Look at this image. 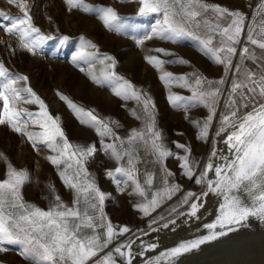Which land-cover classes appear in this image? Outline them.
Returning a JSON list of instances; mask_svg holds the SVG:
<instances>
[{
    "label": "snow or ice",
    "instance_id": "1",
    "mask_svg": "<svg viewBox=\"0 0 264 264\" xmlns=\"http://www.w3.org/2000/svg\"><path fill=\"white\" fill-rule=\"evenodd\" d=\"M7 2L21 12L17 16L0 11V30L18 40L15 46L6 41L0 43L13 54L19 48L35 55L47 40L56 39L45 36L35 25L32 5L27 0ZM64 3L69 11L96 13L109 31L121 33L126 27L112 7H94L84 0H64ZM138 4L140 16L156 14L160 19L152 35L145 34L143 39L136 40L137 44L142 45L153 35L165 40L193 36L202 45L204 54L216 65L223 66V76L211 80L196 71L191 75H174L164 70L168 61L156 55L145 57L147 63L161 72L159 79L166 86L176 85L190 92L188 96L170 94L168 99L174 108L185 113L194 105L207 109L203 120L185 116L196 129V138L211 143L214 121L218 119L214 134L218 142L225 145L221 149L212 144L202 164L192 158L186 145H175L184 152L176 155L183 175L201 186L199 194L186 191L180 201L181 206H188L187 215L197 217L204 199L210 194L219 199L215 221L204 225L207 235L179 242L145 261V264H175L176 258L234 231L231 226L249 217L264 221V7H260L264 0H257L253 5L257 11L251 16L206 0H138ZM67 40L68 37L63 36L60 44ZM80 40L84 49L73 57V62L89 65L87 74L93 83L107 84L117 97L135 100L140 112L134 110L132 115L141 120L143 127L133 129L125 140L113 130L115 122L105 121L93 110H85L68 97L57 95L77 114L82 124L93 127L102 138L111 139L108 144L102 139L101 144L119 166L108 170L107 176L120 191L124 190L121 184L130 187V194L141 198L135 210L152 216L176 193L183 191L171 182L173 173L164 166V161L174 153L166 147L162 133L156 129L154 104L146 93L137 90L115 71L116 61L112 56H101L97 45L84 37ZM155 51L171 55L163 48ZM96 61L102 66L99 74L95 69ZM249 62L253 65L251 68ZM177 63L189 62L179 59ZM80 70L85 71L83 67ZM27 80L26 76L11 73L0 61V125H7L25 137L33 149L38 150L42 145L54 153L47 159L57 169L65 186L73 191L74 198L66 203L49 185L47 208L25 201L21 189L29 181V173L14 167L0 153L6 164L5 178L0 179V251H6L7 245L20 246L29 264H133L137 256L144 257L145 252L155 251L157 245L154 243H141L140 250L134 251L133 246L146 233L136 235L127 225H114L106 217L103 206L107 194L101 191L87 169L96 146L71 143L60 126L59 117L50 114L44 101L31 87L25 86ZM225 85H229L226 95ZM22 104H35L39 111H28L20 107ZM219 108H223V114L218 116ZM30 125L39 131H29ZM152 165L159 166V170L153 172ZM161 171L162 176L159 175ZM171 212L177 209L172 208ZM156 223L159 220L153 217L149 227ZM169 223L175 224V220L164 223L163 227L167 228Z\"/></svg>",
    "mask_w": 264,
    "mask_h": 264
},
{
    "label": "rangeland",
    "instance_id": "2",
    "mask_svg": "<svg viewBox=\"0 0 264 264\" xmlns=\"http://www.w3.org/2000/svg\"><path fill=\"white\" fill-rule=\"evenodd\" d=\"M27 2L32 5L31 15L42 34L56 39L47 40L35 55L19 48L13 54L5 44L0 43V61L5 63L11 73L28 77L25 86L31 87L44 101L50 114L59 117L60 126L71 143L96 146L95 154L87 162V169L101 191L107 194L103 206L104 214L114 225H127L136 235H140L141 232L146 233L140 238L144 241L133 246L134 251L140 250L141 243L157 245L155 251L145 252L144 257L137 256L133 264H145L147 259L155 258L181 241L207 235L208 232H203L205 230L203 226L215 221L219 214V199L210 194L204 199L203 207L200 208L197 217L187 215L188 206H181L180 201L186 191L199 194L201 186L183 175L176 155H183L184 152L175 147L177 143L186 145L191 150L192 158L198 159L201 164L207 159L209 143L196 138V129L190 120L185 118L187 115L193 120H203L207 116V109L194 105L185 113L174 108L169 102V95L176 93L188 96L190 92L176 85L166 86L159 79L161 72L147 63L145 57L156 55L168 61L164 70L174 75H191L196 71L211 80L223 76V66L216 65L207 57L202 45L193 36L185 35L175 40H165L153 35L152 39L144 40L142 45L137 44L136 40L143 39L145 34L152 35V30L160 19L156 14L140 16L138 0H84L94 7H112L126 26L121 33L106 29L96 13L76 9L69 11L64 0H27ZM206 2L231 10H242L248 16L257 11L253 6L256 5L257 0H206ZM0 11L9 15H21L20 10L15 5L9 4L7 0H0ZM63 36H67L68 40L61 45L60 38ZM80 37L97 45L101 56L104 54L112 56L116 61L115 71L132 83L137 90L151 98L154 104L156 129L162 133L166 147L174 153L164 161V166L173 173L171 182L178 184L183 191L176 193L172 200L167 201L162 208L152 213V216H144L143 213L135 210V204L141 198L130 194V187L125 188V185L121 184L120 188L124 190L120 191L113 179L107 176L108 170H114L119 166L101 144L102 139L104 144L111 143V139L102 138L93 127L82 124L77 114L57 95L60 93L68 97L85 110H93L105 121L115 122L112 124L113 130L125 140L133 129L143 127L141 120H137L132 115L134 110L140 112V106L135 100L121 99L113 94L111 86L93 83L87 74L89 65L82 61L73 62V57L84 49ZM0 41H6L13 46L18 43L16 36L7 35L3 30H0ZM157 48H163L171 55H161L155 51ZM87 51L94 50L87 49ZM179 59L189 63L179 64L177 63ZM237 60L238 57L234 58V64ZM252 66L249 62L248 67ZM81 67L85 71H81ZM101 67L99 61H96L97 74ZM229 75L231 76V73ZM228 87L229 85L224 86L225 95ZM20 107L31 112L39 111L35 104H22ZM222 114L223 108H219L218 116ZM216 126L218 119L214 121L211 134L213 144L217 145L218 137L214 134ZM29 131H39V129L30 125ZM0 153H3L14 167L29 173L30 179L21 189L25 201L47 208L49 185H52L56 194L66 203H71L74 193L65 186L57 169L47 159L48 155H54L47 147L41 145L35 150L25 137L15 133L7 125H0ZM151 170L157 172L159 166L152 165ZM5 175V160L0 158V179L5 178ZM159 175L162 176L163 172H159ZM209 199H212L211 206H208ZM172 208H176L177 212H171ZM161 216L165 219L160 220ZM153 217H156L159 223L152 224L150 228L149 224ZM173 219L175 224L169 223L167 228L163 227L164 223ZM231 227L235 230L228 231L225 236L183 254L176 258L175 264H264V221L249 217L241 224ZM180 229L181 234L174 235L164 243L160 242L161 235L178 233ZM197 232L200 234L196 235ZM128 235L131 236L132 233ZM120 239L123 240L125 237ZM5 247L6 251H0V264H29L22 255L20 246Z\"/></svg>",
    "mask_w": 264,
    "mask_h": 264
},
{
    "label": "bare ground",
    "instance_id": "3",
    "mask_svg": "<svg viewBox=\"0 0 264 264\" xmlns=\"http://www.w3.org/2000/svg\"><path fill=\"white\" fill-rule=\"evenodd\" d=\"M210 140H211V143H209L208 151H207V155H206V156H208L209 153H210V151H211V147H212V144H213V135L211 136ZM216 141H217V146H218L219 148H221V149L225 148V145H224L222 142H218V141H219V138H218ZM211 203H212V199H209V200H208V206H209V205L211 206ZM206 208H207V207H206ZM203 227H204V226H203ZM204 229H205V230H204L203 232L207 233L208 230H207L206 228H204ZM200 232H201V231H200ZM200 232H197L196 235L200 234ZM179 234H181V229H180V231H179L178 233H175V232H174V234H168V233H165V234L161 235V237H160V238H161V239H160V242H161V243H164L166 240L170 239V238L173 237L174 235L177 236V235H179ZM141 241H144V240H138L135 246H137ZM181 242H182V241H181Z\"/></svg>",
    "mask_w": 264,
    "mask_h": 264
}]
</instances>
